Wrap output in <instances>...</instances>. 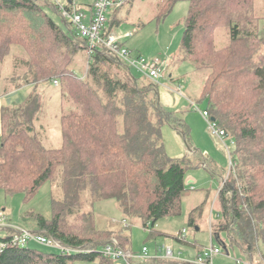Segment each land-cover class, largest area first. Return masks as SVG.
Returning a JSON list of instances; mask_svg holds the SVG:
<instances>
[{
    "label": "trees",
    "instance_id": "16d2710c",
    "mask_svg": "<svg viewBox=\"0 0 264 264\" xmlns=\"http://www.w3.org/2000/svg\"><path fill=\"white\" fill-rule=\"evenodd\" d=\"M39 1L42 2L0 0V68L14 46L25 53L16 59L14 68L21 72L10 78L12 89L5 94L27 83L33 85L22 103L2 106L0 190L7 195L22 192L27 202L45 183L56 185L64 199L52 200L50 219L31 213L37 222L34 232L64 246H86L96 252L63 255L44 253L31 244L22 248L12 244L13 230L8 228L2 230L6 236L0 237V242L5 243V248L0 249V264L96 260L99 264H116L101 255L99 246L115 239L128 250L131 242L126 231L130 227H124L123 220L136 218L145 229H151L160 219L181 214L187 168L184 159H174L166 152L162 128L171 127L185 141L190 128L180 115L164 110L158 85H143L103 46L91 54L86 40L62 17L55 0ZM179 2L189 4L183 22V60L205 75L198 99L188 97L189 103L193 106L207 102L205 111L210 121L214 118L216 129L234 141L230 169L216 197L219 219L211 225V232L216 236L226 233L232 244L251 257L257 252L259 259L252 258L249 264H264L260 250L264 244L262 18L257 14L256 0H166L157 21L166 19ZM45 5L55 10L67 29L47 14ZM118 26L115 16L106 33ZM220 30L228 38L223 46L217 43ZM82 51L88 53L84 78L71 68ZM54 80L59 81L61 92L62 145L57 149L46 147L34 127L40 111L37 88L45 82L53 84ZM85 191H89L92 202L115 200L124 217L122 227H97L94 213L80 209ZM193 215L194 212L190 214V226H195ZM71 217H75L73 223ZM176 239L190 244L178 236Z\"/></svg>",
    "mask_w": 264,
    "mask_h": 264
},
{
    "label": "rangeland",
    "instance_id": "374dc122",
    "mask_svg": "<svg viewBox=\"0 0 264 264\" xmlns=\"http://www.w3.org/2000/svg\"><path fill=\"white\" fill-rule=\"evenodd\" d=\"M62 1V4L67 2V0ZM165 1L126 0L121 7L110 11L108 15L111 21L115 16L119 21V26L115 28L116 33L124 35L133 32L131 37H125L122 40V43L130 50L147 59L157 58L170 61L168 65L170 70L167 68L166 77L158 81V84L134 70L131 73L145 86L158 85L157 93L164 110L175 113L183 112L180 117L190 128L187 141L181 133L171 127L166 125L162 128L166 152L174 159H184L183 163L187 168V190L183 194L181 214L160 219L151 229H145L139 219L128 220L130 228L126 233L131 242L128 248L133 254L131 262L132 264H152V261L160 260L161 264H170L163 258V252L159 249L171 247L175 256L183 263H190L195 260L199 248H208L212 244L222 250V254L213 260V264H249L252 258L254 261L259 259L257 252H253V257H251L247 251H242L239 246L232 244L226 233L216 236L215 232H211V225H215L219 219L216 197L230 169V154L234 151V141L229 137H218L216 135L218 130L202 116V112L207 108V102H198L195 108L189 103L188 97L193 101L198 99L205 76L204 72L195 71L192 63L183 60L181 50L183 22L188 14L189 4L188 2L177 3L168 17L158 22L156 16ZM45 8L47 14L58 25L67 29L65 21L51 6L45 5ZM256 11L262 18L259 34L264 40V0H256ZM227 42L228 38L225 37L224 31L220 30L218 46H223ZM24 55L21 48L14 46L6 63L0 68V104L18 105L32 92L33 85L27 83L17 90L14 96L10 94L12 97L9 96L8 99L5 96V91L12 89L10 78L21 72L14 68L16 59ZM173 57L174 60H172ZM87 64L88 53L82 51L76 56L71 68L78 76L84 78ZM171 70L179 79L180 84L175 85L168 81L167 74ZM122 74L124 78H127L125 71ZM36 93L40 111L38 119L34 121L35 130L42 137L46 147L60 148L62 145L59 120L61 115L60 87L54 86L51 82H45L38 86ZM184 94H187L186 98ZM62 199H64L62 190L50 183H45L38 194L27 202L22 192L7 195L0 190V219L4 218L7 223L34 232L37 229V222L31 213H37L50 219L53 214L52 200ZM80 207L84 212L94 213L97 227L100 229L118 230L122 227L121 221L124 217L115 200L92 202L89 191H85L80 200ZM192 212H194L195 226L189 225ZM74 219L75 217H71L70 222L73 223ZM183 229L187 231L186 240L190 244L181 243L176 239ZM6 234L5 231H0V237H5ZM195 242H197L196 246H194ZM31 247L44 253H60L46 246L31 244ZM144 247L148 249L149 260L147 261L141 260ZM102 248L103 246H99V251ZM260 250L264 255V244L260 245ZM115 263L129 264L125 259L117 260ZM75 264H99V260L95 262L77 261Z\"/></svg>",
    "mask_w": 264,
    "mask_h": 264
},
{
    "label": "built area",
    "instance_id": "2783aa9c",
    "mask_svg": "<svg viewBox=\"0 0 264 264\" xmlns=\"http://www.w3.org/2000/svg\"><path fill=\"white\" fill-rule=\"evenodd\" d=\"M125 1L126 0H95L89 9V14H86V12L82 10V6L75 4L74 0L68 8L61 3V0H55V4L62 17L72 23L77 35L86 40L91 54L95 52L96 48L103 46L116 56L121 63L127 66L129 70H134L140 75L147 77L154 83L158 84V81L165 78V73L169 65L167 60H160L157 58L147 59L126 47L124 43H122V40L125 37H131L133 32H128L124 35L114 32L106 33L109 24L108 15L110 11L121 7ZM53 85L56 87L59 86V81L54 80ZM193 107L195 108L196 105L193 104ZM202 116L207 121H210V115L207 111H203ZM210 122L216 129L215 123L212 121ZM216 135L220 138L225 137L224 132L221 131H217ZM122 224L124 227L129 226L126 220H123ZM8 228L13 230L12 244L22 248H25L30 244H37L56 249L63 255H79L96 252V249L86 248V246H64L53 238L11 225L7 223L4 218L0 219V231ZM186 235L187 231L183 229L177 236L180 239H186ZM3 248H5V243L0 242V249ZM159 251L163 252V258L171 264H213L214 258L222 254V250L219 247L211 244L210 247L204 248L193 262L183 263L181 259L175 256L174 250L171 247H163L160 248ZM99 252L105 258L114 261L125 259L129 264H132V252L130 250L122 249L119 246L118 241L115 239L111 243L105 245ZM142 253L143 256L141 257V260H149L148 249L146 247L143 248Z\"/></svg>",
    "mask_w": 264,
    "mask_h": 264
},
{
    "label": "crops",
    "instance_id": "0c3cea01",
    "mask_svg": "<svg viewBox=\"0 0 264 264\" xmlns=\"http://www.w3.org/2000/svg\"><path fill=\"white\" fill-rule=\"evenodd\" d=\"M61 1H62V0H61ZM72 1H73V0H67V2H65L63 5L68 6L69 4H72ZM74 1H75V4H77L78 6H82V10L85 11L86 14H89V12H90L89 9L91 8V6H92V4H93V2H94L95 0H74ZM61 3H63V1H62ZM109 21H110V20H109ZM113 32L116 33V30L114 29ZM135 33H136V32L134 31V34H135ZM172 60H174V57L172 58ZM169 62H170V61H168V64H169ZM178 68H179V66H178ZM178 68L175 67L176 70H178ZM168 69L170 70L169 67H168ZM167 71H168V70H167ZM178 71H179V70H178ZM165 75H166V73H165ZM165 77H166V76H165ZM167 77H168L167 79H168V81H169L170 83L175 84V85H176V84H177V85L180 84L179 79H177V77L174 76L172 70L168 72ZM16 93H17V91L12 92V93H10V94H12V96H14ZM10 94H8V95L5 94V96H6L7 99L9 98V96H11ZM185 95L187 96V94H184V97L186 98ZM12 96H11V97H12ZM188 96H189V95H188ZM11 97H10V98H11ZM3 98H4V97H3ZM160 103H161V102H160ZM4 105H7V104H6V103L0 104V134H1V110H2V106H4ZM161 105H162V104H161ZM176 113H178L179 115H182L183 112H176ZM195 248H196V247H195ZM201 250H202V248H199L196 254H198ZM159 261H160V260H159ZM159 261H158V260H154V261H152L151 263H152V264H160Z\"/></svg>",
    "mask_w": 264,
    "mask_h": 264
},
{
    "label": "water",
    "instance_id": "95a60500",
    "mask_svg": "<svg viewBox=\"0 0 264 264\" xmlns=\"http://www.w3.org/2000/svg\"><path fill=\"white\" fill-rule=\"evenodd\" d=\"M212 121H214V118H212ZM224 249L227 250L226 247H224ZM227 252H228V251H227ZM227 254H228V253H227Z\"/></svg>",
    "mask_w": 264,
    "mask_h": 264
}]
</instances>
